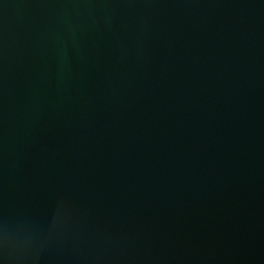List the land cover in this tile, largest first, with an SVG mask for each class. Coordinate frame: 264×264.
Listing matches in <instances>:
<instances>
[{"label":"water","instance_id":"1","mask_svg":"<svg viewBox=\"0 0 264 264\" xmlns=\"http://www.w3.org/2000/svg\"><path fill=\"white\" fill-rule=\"evenodd\" d=\"M0 264H264V0H0Z\"/></svg>","mask_w":264,"mask_h":264}]
</instances>
